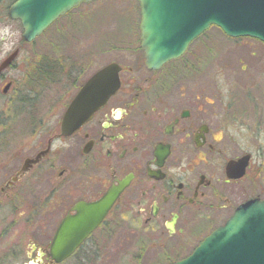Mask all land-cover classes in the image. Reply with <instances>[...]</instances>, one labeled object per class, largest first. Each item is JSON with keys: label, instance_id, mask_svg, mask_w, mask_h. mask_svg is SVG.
<instances>
[{"label": "flooded vegetation", "instance_id": "1", "mask_svg": "<svg viewBox=\"0 0 264 264\" xmlns=\"http://www.w3.org/2000/svg\"><path fill=\"white\" fill-rule=\"evenodd\" d=\"M127 51L125 64L114 62L118 91L71 134L62 132L65 113L96 74L83 79L86 60L45 55L17 81L4 75L14 63L0 73V216L30 230L37 264H51L49 247L64 221L79 220L83 207L121 184L72 257H103L122 240L129 216L174 264L240 207L264 201V90H238L233 75L215 79L205 59L150 69L141 43Z\"/></svg>", "mask_w": 264, "mask_h": 264}, {"label": "water", "instance_id": "2", "mask_svg": "<svg viewBox=\"0 0 264 264\" xmlns=\"http://www.w3.org/2000/svg\"><path fill=\"white\" fill-rule=\"evenodd\" d=\"M93 1L17 0L10 6L8 16L20 22L23 40L31 43L59 18L82 3ZM138 1L141 47L150 69L182 57L189 45L212 26L232 39L252 38L264 43V0ZM17 55L15 52L1 63L0 73ZM120 71L117 63H111L84 85L65 113L63 134L82 127L118 91ZM126 187L127 184H121L101 201L83 207L79 220L64 221L49 247L47 260L51 264L69 260ZM43 256L39 253L38 262L42 263ZM174 264H264V201H252L240 207L224 227L208 236L190 256Z\"/></svg>", "mask_w": 264, "mask_h": 264}, {"label": "rangeland", "instance_id": "3", "mask_svg": "<svg viewBox=\"0 0 264 264\" xmlns=\"http://www.w3.org/2000/svg\"><path fill=\"white\" fill-rule=\"evenodd\" d=\"M12 1H0V65L13 53L18 54L12 62L16 69L4 73L7 80L17 81L25 75L21 71H27L32 60L45 55L49 59L86 60L85 80L110 63H124L123 54L141 43V8L138 0L83 3L31 43L23 40L21 24L7 17ZM194 58L205 59L209 66L207 74L215 76V79L218 78L216 76L233 75L231 80L234 88L238 89L239 86L238 90L254 91V87L264 90L260 84L264 82V45L257 40L230 39L220 29L212 27L189 46L183 57L171 62L177 66ZM213 59L223 63L209 64ZM225 86L223 82V90ZM122 230V240L110 242L103 257L98 262L92 260L90 264L166 263L167 258L161 257L152 236L142 233L131 217L125 218ZM29 231L21 222L16 226L3 223L0 216V264H29L35 260V255H30L27 241ZM39 245L47 243L39 242ZM169 256L174 258L176 253L170 252Z\"/></svg>", "mask_w": 264, "mask_h": 264}, {"label": "trees", "instance_id": "4", "mask_svg": "<svg viewBox=\"0 0 264 264\" xmlns=\"http://www.w3.org/2000/svg\"><path fill=\"white\" fill-rule=\"evenodd\" d=\"M84 253L85 252L83 251L79 252L77 255H75L74 257H72L71 259H69L63 264H90L92 260L95 262H98L100 260V257H94V258L83 257Z\"/></svg>", "mask_w": 264, "mask_h": 264}]
</instances>
